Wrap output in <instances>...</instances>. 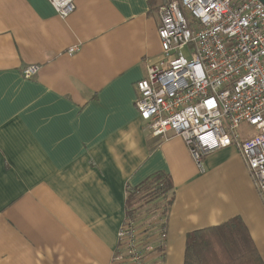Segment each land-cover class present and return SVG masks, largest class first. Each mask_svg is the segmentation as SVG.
I'll return each instance as SVG.
<instances>
[{
    "label": "crops",
    "instance_id": "0c3cea01",
    "mask_svg": "<svg viewBox=\"0 0 264 264\" xmlns=\"http://www.w3.org/2000/svg\"><path fill=\"white\" fill-rule=\"evenodd\" d=\"M165 1L76 0L62 18L49 0H0V264H112L128 192L157 173L173 202L148 264H185L188 233L234 217L264 261V204L237 148L204 172L181 136H153L138 115Z\"/></svg>",
    "mask_w": 264,
    "mask_h": 264
},
{
    "label": "built area",
    "instance_id": "2783aa9c",
    "mask_svg": "<svg viewBox=\"0 0 264 264\" xmlns=\"http://www.w3.org/2000/svg\"><path fill=\"white\" fill-rule=\"evenodd\" d=\"M49 1L62 18L76 8V0ZM158 12L162 52L136 83L138 115L153 136H181L204 172L207 155L235 146L264 204V3L166 0ZM154 216L127 213L112 264H148L165 251L168 217Z\"/></svg>",
    "mask_w": 264,
    "mask_h": 264
},
{
    "label": "trees",
    "instance_id": "16d2710c",
    "mask_svg": "<svg viewBox=\"0 0 264 264\" xmlns=\"http://www.w3.org/2000/svg\"><path fill=\"white\" fill-rule=\"evenodd\" d=\"M173 184L157 173L129 190L127 213L139 219L169 217ZM161 209V210H160ZM185 264H264L247 226L240 217L187 234Z\"/></svg>",
    "mask_w": 264,
    "mask_h": 264
},
{
    "label": "water",
    "instance_id": "95a60500",
    "mask_svg": "<svg viewBox=\"0 0 264 264\" xmlns=\"http://www.w3.org/2000/svg\"><path fill=\"white\" fill-rule=\"evenodd\" d=\"M264 3V0H261Z\"/></svg>",
    "mask_w": 264,
    "mask_h": 264
}]
</instances>
